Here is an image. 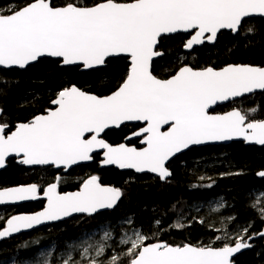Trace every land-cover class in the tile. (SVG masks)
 <instances>
[{
	"label": "snow or ice",
	"instance_id": "6c2138e0",
	"mask_svg": "<svg viewBox=\"0 0 264 264\" xmlns=\"http://www.w3.org/2000/svg\"><path fill=\"white\" fill-rule=\"evenodd\" d=\"M257 24L264 26V0H14L7 8L0 6V72L25 70L52 59L62 68L95 73L104 71L113 58L128 60L121 82L108 95L70 83L53 94L50 107L21 123L5 120L0 107V169L10 157L29 168L55 169L43 188L29 183L0 189V206L38 200L41 194L46 199L42 211L4 220L0 244L37 226L115 209L124 191L105 186L99 175L83 179L78 191L60 190L77 167L98 155L101 166L152 173L167 182L173 175L170 161L195 146L235 140L264 146L259 106L210 112L218 104L264 94V66L184 65L170 77L159 78L153 64L154 58L163 56L161 47L167 39L181 36L183 48L193 52L218 45L224 31L239 38ZM7 86L0 81V92ZM130 123L142 125L131 135L144 147L107 141L109 131ZM257 175L264 179V170ZM260 199L264 201V192ZM260 212L264 220V207ZM110 238L106 232L104 239ZM215 239L216 246L173 245L149 242L148 235L135 232L122 243L127 245V264H234L237 253L264 239V230L249 235L245 227L235 236ZM93 247L95 257L89 254ZM104 253L103 244L83 248L87 264H100L97 258ZM63 264L77 262L69 257ZM108 264H120L119 256L113 255Z\"/></svg>",
	"mask_w": 264,
	"mask_h": 264
},
{
	"label": "trees",
	"instance_id": "16d2710c",
	"mask_svg": "<svg viewBox=\"0 0 264 264\" xmlns=\"http://www.w3.org/2000/svg\"><path fill=\"white\" fill-rule=\"evenodd\" d=\"M13 2L14 0H0V6L7 8ZM262 32L264 26L260 24L255 25L251 33L245 30L239 38L223 32L218 45H206L191 53L183 48L181 36L167 39L161 47L163 59L154 63L155 74L160 78H168L185 63L193 68L221 67L229 63L264 66ZM127 66V58L120 57L112 59L104 71L89 73L62 68L52 59H45L26 70L0 72V81H6L8 85L0 92V107L5 111L4 119L13 123L26 120L43 110L53 94L70 83L97 95H108L121 82ZM246 100L245 105L243 100L221 106L217 111L222 113L233 108L259 106V115L264 116V94H256ZM128 132V129L121 128L108 132L107 136L113 142H120ZM171 170L172 178L165 182L150 175H136L114 168L100 170L97 160L77 168L68 177L63 189L77 188L80 177L85 179L90 175H99L103 183L123 189L124 197L118 206L113 211L95 217H75L68 222L4 241L0 244V257L2 251L13 247L21 255L33 256L43 245L54 240L59 242L61 248L64 242L79 235L81 224L96 226L104 216L114 220L130 218L135 228L149 236V242L164 241L173 245L213 243L216 246L219 241L215 238L226 235L231 237V231L236 235L247 227L250 235L264 229L260 212L264 201L256 194L264 191V179L257 175L258 171L264 170V147H248L238 142L194 148L179 156L173 162ZM30 171L17 168L14 164L9 165L0 174V186L37 183L39 179L51 181V174L54 172L50 168ZM215 197H222L226 202V208L219 213L208 216L202 210H191L201 201ZM43 204L40 201L23 206L20 210L35 212ZM3 223L4 221L1 224ZM176 224H184L185 227L178 230L174 227ZM252 243L255 247L240 255L236 264H264V239H256ZM127 262V255H121L120 264Z\"/></svg>",
	"mask_w": 264,
	"mask_h": 264
},
{
	"label": "rangeland",
	"instance_id": "374dc122",
	"mask_svg": "<svg viewBox=\"0 0 264 264\" xmlns=\"http://www.w3.org/2000/svg\"><path fill=\"white\" fill-rule=\"evenodd\" d=\"M261 192L264 191L256 193L258 197L261 196ZM225 208V200L222 197H215L201 201L200 204L195 205L191 210L193 212L202 210L204 214L210 216L211 214L219 213ZM6 215L4 211H0V224L5 220ZM106 232L111 234V238L108 240L104 239ZM135 232L142 231L132 225L130 218L114 220L104 216L100 224L96 226L87 225L86 223L81 224L79 235L64 242L61 248L59 247V242L56 240L43 245L33 256L21 255L19 252L13 250L14 247L9 248L1 252L0 264H45V262L47 264H63L69 257L72 261L77 262V264H87V261L83 257V248L88 244L93 246L103 244L105 246V253L97 259L100 261V264H108L113 255L119 256V258L121 255L123 257L126 256L127 245L122 243V240L129 237L134 238ZM230 233H232V236H235L234 231ZM89 254L95 257L94 247L89 249Z\"/></svg>",
	"mask_w": 264,
	"mask_h": 264
},
{
	"label": "flooded vegetation",
	"instance_id": "af4514ba",
	"mask_svg": "<svg viewBox=\"0 0 264 264\" xmlns=\"http://www.w3.org/2000/svg\"><path fill=\"white\" fill-rule=\"evenodd\" d=\"M206 46V45H205ZM209 46H211V45H209ZM204 47V46H203ZM185 51L187 52V53H191V52H189V51H187L186 49H185ZM163 57H164V55L162 56V57H160L159 59H158V61L160 62L161 61V59H163ZM155 62H157V61H155ZM154 62V63H155ZM183 65H189V64H183ZM191 66V65H190ZM222 67V66H221ZM218 68H220V67H218ZM80 72H84V71H82V70H79ZM160 78V77H159ZM256 95V94H255ZM252 97V96H251ZM246 99H245V103H244V105L246 104ZM230 104V103H229ZM229 104H227V105H229ZM251 105H252V103H251ZM51 105L50 104H48L43 110H41V111H38V112H36V113H34V114H32L29 118H27L26 120H23V121H19V122H16V123H21V122H28L29 120H31L32 119V117L34 116V115H38V114H41L46 108H48V107H50ZM224 106H226V105H224ZM221 107V106H220ZM219 108V107H218ZM218 108L214 111V113H220V112H218L217 110H218ZM230 110H232V109H230ZM230 110H228V111H230ZM228 111H225V112H228ZM225 112H222V113H225ZM142 125H140V124H136V125H128V126H124V127H122V128H126V129H128L129 130V132L128 133H126V137L122 140V141H120V142H113V141H111L110 140V138H108L109 136H107L106 135V139H107V141L108 142H110V143H112V144H119V143H126V144H129L130 146H135V147H137L138 149L139 148H142V147H144V145L140 142V140H139V138L138 137H135V138H133V139H131V140H128V138L129 137H131L132 135V133L134 132V131H136L137 130V128H139V127H141ZM120 130V129H119ZM111 131H113V130H111ZM110 132V131H109ZM178 158V157H177ZM177 158H175L171 163H169V167H170V169H171V166L173 165V162L174 161H176V159ZM101 159H102V157L101 156H96V159L95 160H97V165H98V167H99V169L101 170H103V169H107V168H102L101 167V165H100V161H101ZM95 160L93 161V163L95 162ZM12 164H14V165H16V167L17 168H20V169H22V168H25V167H23L22 165H20V164H18V162H17V159L16 158H12L11 160H9V162H8V167L6 168V170L9 168V165H12ZM92 164V163H91ZM85 166H87V165H85ZM83 167V166H82ZM77 168H79V167H77ZM76 168V169H77ZM111 168H114V169H116V170H118V171H121V170H119V169H117V168H115V167H111ZM25 169H30L31 171L30 172H32L34 169H42V168H25ZM43 169H45V168H43ZM75 169V170H76ZM6 170H4V171H6ZM51 170H54V169H51ZM3 171V172H4ZM55 171V170H54ZM172 171V170H171ZM3 172H0V174L1 173H3ZM121 172H129V173H132V171H121ZM134 173V172H133ZM134 174H136V173H134ZM136 175H150V174H136ZM150 176H152V175H150ZM152 177H156V176H152ZM72 178V177H71ZM81 179H80V181L78 182L79 184H80V182L84 179V177H80ZM71 180V179H70ZM75 180H77V179H75ZM101 181H102V178H101ZM50 181H46V180H44V181H42L41 179H39L38 181H37V184H38V186L39 187H41V188H43V187H45L48 183H49ZM66 182H68V178H67V180L61 185V192H70V191H76V190H79V184H78V187L77 188H74V189H72V190H65V189H63V187L65 186V184H66ZM103 183V182H102ZM104 185H109V184H105V183H103ZM19 185H27V183H18V184H15V185H7V186H0V189H3V188H7V187H14V186H19ZM112 186V185H111ZM115 187V186H114ZM41 196H42V194H41ZM40 201H43V207H44V205H45V201L44 200H39V201H37V202H34V203H28V204H21V205H19V206H7V207H1L0 208V211H4L7 215V218H9V217H11V216H13V215H17V214H20V213H22V212H26V211H22V210H20V209H22V207L23 206H26V205H30V204H35V203H38V202H40ZM42 207V208H43ZM41 208V209H42ZM6 218V217H5ZM6 218V219H7ZM5 219V220H6Z\"/></svg>",
	"mask_w": 264,
	"mask_h": 264
},
{
	"label": "water",
	"instance_id": "95a60500",
	"mask_svg": "<svg viewBox=\"0 0 264 264\" xmlns=\"http://www.w3.org/2000/svg\"><path fill=\"white\" fill-rule=\"evenodd\" d=\"M224 32H228V31H224ZM208 45H211V44H208ZM211 46H213V45H211ZM188 51V50H187ZM164 55V54H163ZM121 57H123V56H121ZM116 58H120V57H116ZM124 58H126V57H124ZM160 58V57H159ZM159 58H154V62L155 61H157ZM113 59H115V58H113ZM154 62H153V64H154ZM37 64V63H36ZM225 66V65H224ZM30 67V66H29ZM223 67V66H222ZM221 68V67H220ZM217 69H219V68H217ZM26 70V69H25ZM82 71H84V70H82ZM84 72H86V71H84ZM95 94V93H94ZM256 94H261V93H256ZM255 95V94H254ZM253 96V95H252ZM227 104H229V103H222V104H218V105H216V106H214L213 107V109H210V112H211V114H224V113H214V111L218 108V107H220V106H224V105H227ZM226 113V112H225ZM136 124H139V123H130L129 125H136ZM122 127H124V126H122ZM121 127V128H122ZM120 128V129H121ZM113 130H119V129H113ZM133 138H135V137H133V136H131V137H129L128 138V140H131V139H133ZM238 142H242V143H244V145L245 146H251V147H260V148H262V147H264V146H260V145H255V144H248V143H245V142H243L242 140H235V141H231V142H215V143H209V144H205V145H200V146H195L194 148H203V147H209V146H223V145H229V144H232V143H238ZM193 148V149H194ZM190 150H192V149H190ZM190 150H187L186 152H188V151H190ZM186 152H184V153H181V154H179L177 157H179V156H181V155H183V154H185ZM177 157H175V158H177ZM12 158H14V157H10L9 159H8V162H9V160H11ZM175 158H173V160L175 159ZM172 160V161H173ZM172 161H170V163L172 162ZM8 162H7V166L4 168V169H0V172H3L4 170H6V168L8 167ZM91 163H93V162H91ZM91 163H89V164H91ZM89 164H87V165H89ZM101 165V164H100ZM23 166V165H22ZM23 167H25V168H29V167H27V166H23ZM102 168H111V167H114V166H101ZM34 168H41V167H34ZM116 168V167H115ZM118 169V168H117ZM55 170V169H54ZM119 170H121V169H119ZM121 171H132V172H134V173H136L134 170H130V169H125V170H121ZM136 174H150V175H152V176H156L155 174H152V173H147V172H145V173H136ZM172 178V177H171ZM170 178V179H171ZM105 186H111V185H105ZM76 191H78V190H76ZM70 192H74V191H70ZM39 200H44L45 201V205H44V207L46 206V199L45 198H43V196H41V198L40 199H38V200H34V201H24V202H18V203H15V204H8V205H3V206H0V208L1 207H7V206H19V205H21V204H28V203H34V202H37V201H39ZM44 207L42 208V209H40V210H38V211H35V212H22V213H20V214H17V215H25V214H34V213H36V212H39V211H42L43 209H44ZM114 210V209H113ZM113 210H108V211H104V212H102V213H105V212H110V211H113ZM81 216H84V215H79V216H74L73 218H75V217H81ZM58 224H60V223H58ZM52 225H57V224H53V223H47V224H44V225H41V226H37L36 228H34V229H32V230H26V231H22L20 234H18V235H15L13 238H16V237H19V236H21V235H24V234H28V233H31V232H34V231H36V230H39V229H41V228H44V227H47V226H52ZM264 230V229H263ZM12 238V239H13ZM7 241V240H6ZM252 248H250V249H245V250H241L239 253H237L234 257H233V260H234V264H236V259L240 256V255H242L243 253H245V252H247V251H249V250H251Z\"/></svg>",
	"mask_w": 264,
	"mask_h": 264
}]
</instances>
